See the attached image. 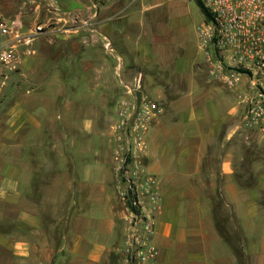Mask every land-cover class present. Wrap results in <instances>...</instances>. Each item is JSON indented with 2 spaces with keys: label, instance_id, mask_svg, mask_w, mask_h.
I'll list each match as a JSON object with an SVG mask.
<instances>
[{
  "label": "crops",
  "instance_id": "obj_1",
  "mask_svg": "<svg viewBox=\"0 0 264 264\" xmlns=\"http://www.w3.org/2000/svg\"><path fill=\"white\" fill-rule=\"evenodd\" d=\"M182 6L0 0L26 34L53 20L21 45L16 84L0 98V264H113L124 210L103 138L132 94L159 107L144 157L162 194L154 264H264V139L230 118L236 108L229 118L207 109L212 82Z\"/></svg>",
  "mask_w": 264,
  "mask_h": 264
},
{
  "label": "built area",
  "instance_id": "obj_2",
  "mask_svg": "<svg viewBox=\"0 0 264 264\" xmlns=\"http://www.w3.org/2000/svg\"><path fill=\"white\" fill-rule=\"evenodd\" d=\"M199 1L208 13L196 28L207 74L228 89L245 87L241 126L264 139V0ZM49 27L36 23L26 34L19 13L0 15V89L19 68L21 45ZM130 97L129 111L127 98L118 111L112 152L128 225L126 259L154 264L158 252L151 238L162 194L159 178L143 159L146 135L159 107L147 96Z\"/></svg>",
  "mask_w": 264,
  "mask_h": 264
},
{
  "label": "rangeland",
  "instance_id": "obj_3",
  "mask_svg": "<svg viewBox=\"0 0 264 264\" xmlns=\"http://www.w3.org/2000/svg\"><path fill=\"white\" fill-rule=\"evenodd\" d=\"M182 10L185 13L187 20L184 24L185 29L187 30L188 35L190 36V42H192V47H194L197 51V60L203 64V74L208 79V81H211L212 84L207 87L206 93L202 96V99L209 110L211 108L212 112L216 115V117H223V118H229V110L232 108H236L234 111V114L231 115L230 118H241V115L243 113V110L245 108V105L242 103V100L245 97V94L247 93V90L245 89L244 86H237L233 89H228L226 88L223 84L219 83L218 81H215L213 78L209 77L207 74V67L204 61V54L201 48L199 47L197 35H196V28L197 26L204 20L205 14L203 13V10L198 2V0H183V6ZM78 19V18H77ZM76 18H73L72 21L75 22L77 20ZM82 20V19H80ZM53 20H48L46 19L45 24L47 25H53ZM79 22V21H78ZM16 73V72H14ZM13 73V74H14ZM12 79V75L9 77V79L6 81L5 85L0 89V98L4 95L5 91H8L14 87L16 84V79ZM126 101H128V111L129 107L131 106V102L133 101V98L131 97H126ZM125 99V98H124ZM123 98L119 100L115 107V115L117 117L116 120H118V111L120 110V106L122 104ZM209 112H211L209 110ZM115 129L114 133L112 134L110 138V142H108L107 138H103V141H107L109 146H107L108 150V163L107 167L110 172V177L113 179L111 182V189H110V196L112 197V201L115 203V206L118 208H121L124 210V207L122 205V202L120 200L119 196V189H118V181H117V170L116 166L117 164L113 161L112 159V152L113 148L115 147ZM147 136V135H146ZM255 137V136H253ZM95 149V148H94ZM94 149L90 154H94ZM79 150L82 152V149L78 147V155H80ZM146 151V150H145ZM83 153V152H82ZM145 157V156H144ZM144 161V159H143ZM145 163V161H144ZM105 165V164H104ZM110 178V179H111ZM160 181V180H159ZM98 201L94 204H97ZM101 210V205L100 207L97 205V209H95V215H92L94 218L93 219H101L102 213L100 212ZM126 211L124 210V215ZM90 216V215H89ZM97 216V217H96ZM156 216V215H155ZM120 221V220H119ZM118 227L121 228V237L123 236V245L122 247H119L120 250L117 251L116 253L111 254V262L113 264H149V263H142L137 260L131 261L126 259V249L129 247L127 244V232H128V225L125 220V216L121 219V221L118 224ZM223 228V227H222ZM223 231V230H222ZM151 243L154 245L152 242L151 238ZM155 246V245H154ZM156 247V246H155ZM157 249V248H156ZM155 261V260H154Z\"/></svg>",
  "mask_w": 264,
  "mask_h": 264
},
{
  "label": "trees",
  "instance_id": "obj_4",
  "mask_svg": "<svg viewBox=\"0 0 264 264\" xmlns=\"http://www.w3.org/2000/svg\"><path fill=\"white\" fill-rule=\"evenodd\" d=\"M198 2H199V4H200V6H201V8H202V10H203V13L205 14V16H208V13H207V11L205 10V8L203 7V5L201 4V2L198 0Z\"/></svg>",
  "mask_w": 264,
  "mask_h": 264
}]
</instances>
